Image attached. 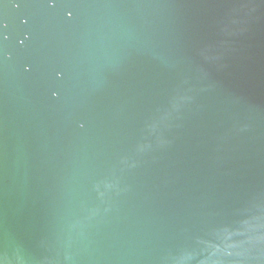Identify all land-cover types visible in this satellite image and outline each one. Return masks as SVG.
Instances as JSON below:
<instances>
[{
    "label": "water",
    "instance_id": "water-1",
    "mask_svg": "<svg viewBox=\"0 0 264 264\" xmlns=\"http://www.w3.org/2000/svg\"><path fill=\"white\" fill-rule=\"evenodd\" d=\"M0 259L264 264V0H0Z\"/></svg>",
    "mask_w": 264,
    "mask_h": 264
},
{
    "label": "clouds",
    "instance_id": "clouds-1",
    "mask_svg": "<svg viewBox=\"0 0 264 264\" xmlns=\"http://www.w3.org/2000/svg\"><path fill=\"white\" fill-rule=\"evenodd\" d=\"M235 245H230L229 247H234ZM219 251V250H218ZM215 255V254H214ZM0 264H8V261L5 259H0ZM212 264H220L218 260H213Z\"/></svg>",
    "mask_w": 264,
    "mask_h": 264
}]
</instances>
